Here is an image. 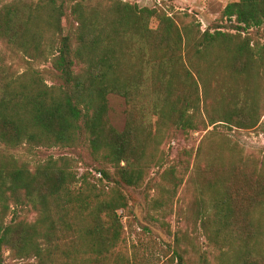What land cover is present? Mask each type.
Returning <instances> with one entry per match:
<instances>
[{"label":"trees","instance_id":"16d2710c","mask_svg":"<svg viewBox=\"0 0 264 264\" xmlns=\"http://www.w3.org/2000/svg\"><path fill=\"white\" fill-rule=\"evenodd\" d=\"M225 18L238 33L202 32L158 3L0 0V264L5 251L22 260L10 264H131L117 250L121 215L167 126L197 129L205 111L210 124L264 133V43L249 35L264 38V0L230 2ZM231 78L239 89H228ZM112 94L125 100L122 130L110 120ZM40 147H84L100 163L98 180L112 184L109 197L78 177L71 157L31 168L18 156ZM230 154L201 168L211 194L204 227L230 264H264V161Z\"/></svg>","mask_w":264,"mask_h":264},{"label":"rangeland","instance_id":"374dc122","mask_svg":"<svg viewBox=\"0 0 264 264\" xmlns=\"http://www.w3.org/2000/svg\"><path fill=\"white\" fill-rule=\"evenodd\" d=\"M128 1L149 7L158 3L168 13L175 14L185 23L199 26L202 32H214L219 29L238 33L233 27L234 22L222 19L224 7L238 0ZM156 25L157 21L153 20L152 27ZM250 31L252 34L249 35L253 36L255 41L264 43L261 29ZM246 34L243 33V36ZM46 68L50 69L51 64H47ZM238 80V85H241L242 79ZM227 84L228 89H239L232 78ZM219 85L210 81L208 89L213 97L217 96L218 103H215V106L222 109L221 111H226L227 106H220L222 89ZM262 98L264 99L261 97L259 101L263 109ZM109 102L110 120L117 129L122 130L126 124L125 100L112 94L109 96ZM201 118L204 124L199 125L197 129H182L175 125L166 127L161 146L155 152L143 184L134 190L137 200L127 198L129 205L121 215L124 226L123 240L117 250L128 257L131 264H178V260L180 264H230L232 260L231 254L222 256L220 241L210 240V231L204 227L208 214L204 204L211 194L203 186L201 168L218 153L224 155L228 161L230 150L234 148L240 151L243 157L264 161V133L259 132L256 127L241 128L232 123L210 124L205 111L202 112ZM263 119L264 117L261 121ZM18 156L27 161L31 168L50 156L71 157L74 159L73 167L81 180L83 175H87L90 181L101 185L104 198L110 195L112 184L98 180L101 177L97 171L100 163L84 147L22 148ZM105 165L112 170L110 164ZM19 214L28 219L34 218V213L27 209L21 210ZM261 219L264 227V213ZM227 248L225 246L224 250H228ZM261 248H264V235L261 238ZM9 256V252L5 251L6 264L22 262L20 259L14 261Z\"/></svg>","mask_w":264,"mask_h":264}]
</instances>
